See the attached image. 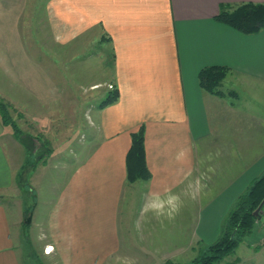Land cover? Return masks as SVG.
Instances as JSON below:
<instances>
[{"label": "crops", "instance_id": "0c3cea01", "mask_svg": "<svg viewBox=\"0 0 264 264\" xmlns=\"http://www.w3.org/2000/svg\"><path fill=\"white\" fill-rule=\"evenodd\" d=\"M35 1L45 10L54 47L48 58L56 67L18 68L10 75L11 64L31 62L17 32L28 0H0V99L20 115V122L15 120L20 130L38 125L47 131L45 126H53L51 111L60 103L56 95L63 96L64 106L80 105L82 140L73 139L70 130L63 139L79 147L73 152L67 144L75 157L59 162L58 186L49 179V164L33 173L31 185L45 199L37 192L28 240L23 203L15 210L1 200L14 191L27 155L0 120V264H29L33 249L44 262L57 253L60 264H101L120 252L123 235L132 237V222L142 223L137 232L142 238L155 228H163L165 237L168 219L196 223L193 237L218 231L240 195L264 172V30L244 35L216 17L220 6L264 0ZM10 19L18 54L8 45ZM210 66L228 68L220 89L238 91L240 97L220 98L199 87V72ZM72 71L79 78L101 72L105 79L85 85L80 99H73L68 86L54 80L56 75L71 79ZM109 86L117 89L118 99L100 109ZM141 126L151 178L129 184L126 155L131 134ZM166 188L180 198L179 211L171 218L143 213L153 196L166 197ZM41 206L51 211L40 213ZM183 206L199 208L184 211ZM255 226L263 236L260 244L264 224ZM45 247L53 249L46 254Z\"/></svg>", "mask_w": 264, "mask_h": 264}, {"label": "rangeland", "instance_id": "374dc122", "mask_svg": "<svg viewBox=\"0 0 264 264\" xmlns=\"http://www.w3.org/2000/svg\"><path fill=\"white\" fill-rule=\"evenodd\" d=\"M35 0H28V9L25 11L22 19L18 22L20 28L17 30L19 34L20 40L23 41V48L24 50H27L29 54H31L30 60L31 62H26V59L22 62H17L14 66L11 64V68L8 69L10 72V75L13 76V70L21 69L22 71H28V70H50L55 69L56 66L50 63V58L48 56L52 54L54 47L49 46L50 40L48 38V26H47V20H46V14L43 7L35 5ZM41 5V4H40ZM13 19L8 20L7 22V29H6V35L7 38H10L8 41V45H12V53L18 54V49L16 50L14 41L16 40V35L13 31L12 25H13ZM13 38V40L11 39ZM57 51V47H56ZM87 55H90L87 51ZM58 67L61 66V63H55ZM10 65V63H9ZM77 67L75 63L72 64V67ZM74 71H72V77L71 79H62L61 77H55V83L58 86H63L64 84L68 86L69 89L68 92H70V97L77 98L78 100L81 97V93L83 91L84 86H88L89 83L93 81H98L105 79L104 74L101 72L96 73L95 71L90 72V76L86 78H79L78 73L74 75ZM65 81V83H64ZM112 89V88H111ZM108 88V90H111ZM102 91H104L101 88ZM234 92V91H230ZM238 92V91H237ZM234 92L236 97L231 99H237L240 95L239 92ZM97 96L100 95L99 92H97ZM229 92H226V94ZM97 96L94 98L95 100H99ZM229 98V97H227ZM63 96L56 95V100H59L60 103L55 104L56 106L53 107V111L51 113L53 114L52 125L51 126H45L48 130H44L40 126H23V133L25 135H30L33 137H36L40 139V141L36 140L31 142L27 136L24 135L25 142L30 143L32 146V155L29 159H26V162L24 163V166L17 174L16 178V185L13 187L14 191L11 195L5 196V198H1L2 202L6 204H10L15 210L20 207V203H23L22 208L23 211L27 209V211L31 212L28 218L27 223L29 224L26 230L23 229L24 234L27 233V238L30 240L28 233H29V226L31 225V215L33 212H35L37 206H39V195L41 194L37 190L34 189V187L31 185V178L33 173L41 167L47 166L48 164L53 167L48 170L49 179L54 177L53 182H51L54 185L58 186V182L60 183V180H62V174L59 172V167L61 166L60 163H68L69 159H73L75 156L70 155L71 151L77 152V148L79 147V142H70L66 143L63 139L66 140L68 136V131L71 134H75L73 136V139L75 137V140L78 138L82 140V136L79 137L80 134L78 132L80 131L79 123L81 122V115H80V105L76 104L73 109H70L66 106H64ZM62 102V104H61ZM235 104H239L238 100H234ZM8 104V103H7ZM9 105V104H8ZM10 107V116L15 121L17 118L20 117L16 111H14V107L9 105ZM19 116V117H18ZM45 115H41V118ZM50 119H44V121ZM15 121V123L17 122ZM69 122V123H68ZM48 124V122L46 121ZM71 123V126H70ZM17 124V123H16ZM72 124H74L72 127ZM18 126V124H17ZM19 127V126H18ZM21 127V126H20ZM32 129L35 130V133H33ZM67 135V136H66ZM78 137V138H77ZM15 138V137H14ZM16 139V138H15ZM17 140V139H16ZM18 141V140H17ZM78 141V140H77ZM18 143H20L18 141ZM45 143L46 145L44 146ZM21 144V143H20ZM67 144L70 145L71 151L68 152ZM46 147L50 149V152L46 153L45 149ZM67 149V151H65ZM25 150V149H24ZM67 152V153H66ZM70 156V158H69ZM27 158V156H26ZM31 161V163L36 164V167L30 169L26 163L28 161ZM25 161V160H24ZM51 163V164H50ZM52 172V173H51ZM141 181V180H138ZM137 182V181H136ZM130 184V183H129ZM133 184V183H131ZM38 192V197H37ZM41 197L45 199V195L41 194ZM55 200V199H54ZM53 200V201H54ZM10 206V214H13V210ZM51 206V205H50ZM183 210L190 211L192 208L199 207H186L183 206ZM234 208V206L231 208V210ZM30 209V210H29ZM230 210V211H231ZM40 213H45L47 211H51V207H48L46 209V206L39 207L38 210ZM39 213V214H40ZM228 215V214H227ZM226 215V216H227ZM264 216V208L260 211V217ZM224 217V219L226 218ZM26 217V215H25ZM259 217V218H260ZM223 219V221H224ZM261 219V218H260ZM259 219V220H260ZM258 225L260 227H263L264 220L259 222ZM24 221V219H23ZM220 223V227L215 232H212L211 236L206 237H193V231L196 223H190V222H175L173 219L169 220L165 223V237L162 235V232L164 231L163 228L161 229H153L151 230V236L150 237H138L140 236L139 231L142 229V223L140 222H132L130 223L132 228L134 229L133 235L130 238L129 235L125 237L123 235L122 241L124 242L123 248H120V252L118 254L108 255L107 258L103 261L101 264H190L192 260H194L205 248V246L214 243L220 236L222 223ZM257 227L255 226L251 234L243 240V242L238 246V248L235 250L234 253L230 254L228 257H226L223 262L220 264H228L233 262L234 260L238 259V264H251V263H262L264 262V241L259 244V241L263 236H260L257 234ZM136 233V234H135ZM161 234V235H160ZM41 237V240H45L46 237ZM129 238V239H127ZM247 244H252V246H247ZM46 248V247H45ZM260 248V249H257ZM44 249V248H43ZM44 251V250H43ZM34 253V249L31 250L28 253L29 257V264H34L33 261H38L39 264H60L61 259H59L58 254H51L53 256L52 260L50 262H44L42 260V257H40L37 253ZM44 253V252H43ZM36 259V260H35ZM32 261V263H31ZM36 264V263H35ZM100 264V263H99Z\"/></svg>", "mask_w": 264, "mask_h": 264}, {"label": "trees", "instance_id": "16d2710c", "mask_svg": "<svg viewBox=\"0 0 264 264\" xmlns=\"http://www.w3.org/2000/svg\"><path fill=\"white\" fill-rule=\"evenodd\" d=\"M216 21L224 24L233 30L244 34L254 35L264 30V4L242 3L233 8L220 6ZM228 74V68L221 66H210L203 68L198 74L199 87L206 93L223 97H236L234 92L224 93L220 86ZM117 89H111L106 94L99 108L102 109L113 104L118 99ZM10 107L0 99V120L1 123L9 128L13 136L22 144L29 159L32 154L33 141L40 139L25 135L10 116ZM31 141L25 142L24 137ZM44 146L46 145L43 143ZM45 152L50 149L46 147ZM26 165L33 170L36 164L29 160ZM151 174L146 165L144 149V127L141 126L136 132L131 134V145L126 155V180L134 183L138 180L148 181ZM264 200V172L255 178L246 191L237 199L234 208L228 213L222 223L219 238L212 244L205 246L202 252L190 264H220L230 254L234 253L245 237L253 231L256 223L261 218L255 217L254 212ZM264 208V204L261 210ZM30 210V209H29ZM31 212L24 210L23 229L28 227V218ZM26 215V217H25ZM36 260V259H35ZM238 259L228 264H238ZM171 264V263H166Z\"/></svg>", "mask_w": 264, "mask_h": 264}, {"label": "clouds", "instance_id": "9594fccd", "mask_svg": "<svg viewBox=\"0 0 264 264\" xmlns=\"http://www.w3.org/2000/svg\"><path fill=\"white\" fill-rule=\"evenodd\" d=\"M166 197L161 199L158 195L153 196L145 203L142 211L147 214L154 213L156 216H166L171 218L174 213L179 211L180 198L171 192V189L166 188Z\"/></svg>", "mask_w": 264, "mask_h": 264}, {"label": "water", "instance_id": "95a60500", "mask_svg": "<svg viewBox=\"0 0 264 264\" xmlns=\"http://www.w3.org/2000/svg\"><path fill=\"white\" fill-rule=\"evenodd\" d=\"M263 204H264V200L261 202V204L259 205V207L254 212V216L255 217H258V218L260 217V211H261V208H262Z\"/></svg>", "mask_w": 264, "mask_h": 264}, {"label": "built area", "instance_id": "2783aa9c", "mask_svg": "<svg viewBox=\"0 0 264 264\" xmlns=\"http://www.w3.org/2000/svg\"><path fill=\"white\" fill-rule=\"evenodd\" d=\"M109 88L111 89L112 87L109 86ZM51 251H52V247H48V248L45 249V253L46 254H49Z\"/></svg>", "mask_w": 264, "mask_h": 264}, {"label": "bare ground", "instance_id": "6f19581e", "mask_svg": "<svg viewBox=\"0 0 264 264\" xmlns=\"http://www.w3.org/2000/svg\"><path fill=\"white\" fill-rule=\"evenodd\" d=\"M53 249V248H52Z\"/></svg>", "mask_w": 264, "mask_h": 264}]
</instances>
